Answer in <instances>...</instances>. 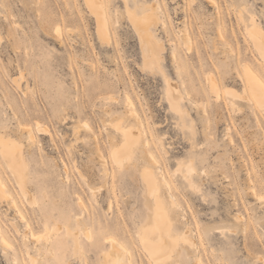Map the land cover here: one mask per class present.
Instances as JSON below:
<instances>
[{
  "label": "rangeland",
  "instance_id": "obj_1",
  "mask_svg": "<svg viewBox=\"0 0 264 264\" xmlns=\"http://www.w3.org/2000/svg\"><path fill=\"white\" fill-rule=\"evenodd\" d=\"M90 1L0 0V138L24 158L0 147V264H100L107 237L156 264L160 204L167 264H264V0H100L104 34ZM135 127L146 147L117 157Z\"/></svg>",
  "mask_w": 264,
  "mask_h": 264
},
{
  "label": "bare ground",
  "instance_id": "obj_2",
  "mask_svg": "<svg viewBox=\"0 0 264 264\" xmlns=\"http://www.w3.org/2000/svg\"><path fill=\"white\" fill-rule=\"evenodd\" d=\"M87 2H88V0H87ZM102 3H101L100 0H91L90 4H89L90 8L93 10V12H94V14L96 16V19L98 20L100 34H104L105 33V31H106V23H107L106 22L107 20L105 18V11H104ZM152 12H154V13H152L153 16L148 14V17L145 18L146 21L144 22V25H146V28L144 26H142L147 31H149L148 27H150V26H148V24H149L150 20H152V19L154 20L153 17L156 18L155 10L152 11ZM150 18H152V19H150ZM137 29H139V28H137ZM141 33H143V32H141ZM151 33L152 32H149V36H150ZM252 34L257 36L255 30L252 31ZM256 36H255V38H253L252 35H251L252 39H254L253 42L257 46L256 49L259 50L258 52L260 53L261 58L264 59V39L262 37L260 38V36H257V37ZM98 37H100L101 39H104L105 36H101V35L99 36V34H98ZM109 37H110V35H109ZM151 37H154V36H151ZM142 38H144L143 41H145V37H142ZM186 40L188 42V39H186ZM100 41H102V40H100ZM153 41H155V40H153ZM157 44H159V43H157ZM147 45L149 46V44H147ZM145 53H144V56H145ZM156 57H157V54H153L152 55V58H156ZM149 58H151V57L149 56ZM147 59H148V57H147ZM259 82H262V81L259 80ZM262 85H264V84L262 83ZM173 89H174V87H173ZM171 91H172V89H171ZM252 93L254 95V99H255L256 103L259 104V105L260 104L263 105L264 104V88L258 87V88H256V90L253 89ZM86 127H88V126H86ZM86 127L84 126V128H86ZM135 128L134 129H130L128 131L126 129V131L123 132V135H122L123 143H122L121 147L118 150H116V154H115L117 157H124L125 158V157L129 156L132 153L134 148L146 147L147 144H144V140H143V137L141 135L142 133L140 134L141 131L139 132L138 129L136 128L137 129L136 130ZM25 129H27V134H28L27 136H32V134H31L32 132H30V129L29 128H25ZM115 130H117V129H115ZM123 131H124V129H123ZM7 139L8 138L5 139L3 136H2V138H0V147L2 149V157L8 163V167L12 171V173L15 174V171H21V168L23 166V159L24 158L22 157V154L20 152V148L16 144H14L12 141L9 142V139L8 140ZM143 153H145V151H142V154ZM153 159H155V158H153V156H151V159H150L151 161H149V162H151L152 164H154V163L156 164V161L153 160ZM143 170H144V168H143ZM153 171L151 169L149 171H147V173H146L147 180L146 181H148L151 184H155L156 185V184H159L158 183V177L156 176V174ZM23 179L25 180V177ZM20 181H21V179H20ZM162 181L167 186L168 183L165 181L164 178L162 179ZM144 184H146V183H144ZM4 187H5V185L2 182V180L0 179V197H2V198L5 197V194H6V192L3 190ZM148 190H150V189H148ZM158 195L160 196V194H158ZM159 199L160 198H158V200ZM171 199H173V198L171 197ZM157 202H159V201H157ZM161 203H162V201H161ZM156 205L158 206V204L154 203V205H152V206H155L156 208H158L159 206L157 207ZM160 207H161V204H160ZM160 207H159L158 212H157V209H155L154 207L152 208V215L150 216V219H149V222H148V224L150 225L149 229L152 230V232H154L153 233L154 235L151 234L152 232L151 233L149 232L150 230L149 231L148 230H144V228H143L140 231V233H141L140 241H142V243L146 247V249H148V248L150 249V251L152 252L151 257L155 259L154 262L156 264H167V262L172 259L173 253L176 250V242L172 239V236H170L171 235L170 234L171 233L170 232L171 231L170 230V227H171L170 226V217L168 218L166 216L165 212L164 213L159 212L161 209H163V208L160 209ZM164 208H165V206H164ZM163 211H164V209H163ZM166 213H167V211H166ZM171 224H172V222H171ZM140 229L141 228H139V230ZM67 233H68V231H67ZM69 233H72V232H70V230H69ZM84 234H85V236L87 238H89L90 235H91L88 229L85 230ZM181 234H183V232ZM188 236L185 233L182 236L181 240H182V242L184 244H186V246H189L191 248L193 246V243L188 238ZM32 237H35V235L32 234ZM73 237H75V236H73ZM178 238H179V236H178ZM0 239H1V242L4 245H6L8 247L10 246V243L8 242V240L5 237L2 236V237H0ZM104 241L108 244V249H107V251H104L102 253L100 264H122L123 263L122 261L124 259L125 254H126V250L123 248V246L121 244H119L115 240V238H113V237H107V238H105ZM75 251H76V249H75ZM148 254H151V253H148ZM198 264H201V263H198Z\"/></svg>",
  "mask_w": 264,
  "mask_h": 264
}]
</instances>
